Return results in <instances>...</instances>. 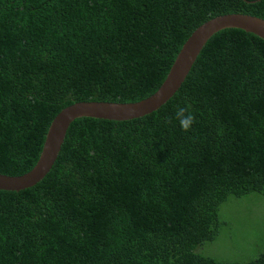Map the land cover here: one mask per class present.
I'll return each instance as SVG.
<instances>
[{"label":"trees","instance_id":"16d2710c","mask_svg":"<svg viewBox=\"0 0 264 264\" xmlns=\"http://www.w3.org/2000/svg\"><path fill=\"white\" fill-rule=\"evenodd\" d=\"M264 0H0V175L37 165L78 103L135 104L165 82L192 33ZM191 104L190 131L174 118ZM264 196V41L214 35L176 96L124 123L76 121L50 174L0 190V264H264L201 253L230 198Z\"/></svg>","mask_w":264,"mask_h":264},{"label":"water","instance_id":"95a60500","mask_svg":"<svg viewBox=\"0 0 264 264\" xmlns=\"http://www.w3.org/2000/svg\"><path fill=\"white\" fill-rule=\"evenodd\" d=\"M227 29L253 34L264 41V19L259 17L227 14L205 22L185 42L165 82L152 97L135 104L78 103L63 110L49 128L35 168L22 177L0 175V190L20 192L36 186L47 177L59 158L68 131L76 121L91 119L124 123L145 118L159 111L181 90L209 40Z\"/></svg>","mask_w":264,"mask_h":264},{"label":"rangeland","instance_id":"374dc122","mask_svg":"<svg viewBox=\"0 0 264 264\" xmlns=\"http://www.w3.org/2000/svg\"><path fill=\"white\" fill-rule=\"evenodd\" d=\"M221 218L229 224L213 243L201 250L219 261L245 263L264 251V196L252 194L230 198L221 208Z\"/></svg>","mask_w":264,"mask_h":264},{"label":"clouds","instance_id":"9594fccd","mask_svg":"<svg viewBox=\"0 0 264 264\" xmlns=\"http://www.w3.org/2000/svg\"><path fill=\"white\" fill-rule=\"evenodd\" d=\"M174 118L179 122L181 129L185 132L190 131L196 122L195 114L191 111V104L188 102H185L183 106L176 107Z\"/></svg>","mask_w":264,"mask_h":264}]
</instances>
